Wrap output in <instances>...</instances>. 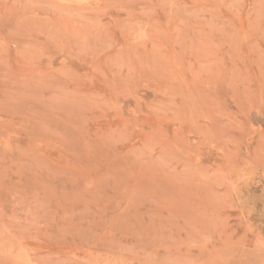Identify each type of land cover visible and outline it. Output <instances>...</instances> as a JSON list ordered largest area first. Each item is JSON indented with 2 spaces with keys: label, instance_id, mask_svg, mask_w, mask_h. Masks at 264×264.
Instances as JSON below:
<instances>
[{
  "label": "rangeland",
  "instance_id": "rangeland-1",
  "mask_svg": "<svg viewBox=\"0 0 264 264\" xmlns=\"http://www.w3.org/2000/svg\"><path fill=\"white\" fill-rule=\"evenodd\" d=\"M0 264H264V0H0Z\"/></svg>",
  "mask_w": 264,
  "mask_h": 264
}]
</instances>
